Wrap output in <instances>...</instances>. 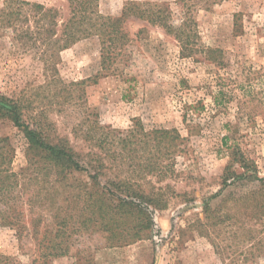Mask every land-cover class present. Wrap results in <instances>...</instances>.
<instances>
[{"label":"rangeland","instance_id":"obj_1","mask_svg":"<svg viewBox=\"0 0 264 264\" xmlns=\"http://www.w3.org/2000/svg\"><path fill=\"white\" fill-rule=\"evenodd\" d=\"M22 1L53 8L61 19L69 13L66 0ZM131 1L162 3L174 23L180 20L177 0H98V11L116 18ZM14 2L0 0V95L30 103L32 113L42 111L78 149L84 143L71 128L79 115L74 84L80 81L85 106L101 125L126 131L139 121L144 131L175 129L182 138L174 172L156 184L169 186V201L163 210L149 209L154 225L148 239L107 248L98 237L84 238L80 250L48 264H264V188L245 180L222 185L226 167L243 171L234 156L253 163L264 178V0H227L194 11L198 45L218 49L220 64L201 51L181 56L178 42L161 27L128 17L123 30L130 41L108 71L101 70L96 37L56 51L47 66L44 37L33 44L38 28L29 14L28 20H2L6 3L9 12ZM5 137L15 150L10 166L18 171L25 166L26 142L2 118L0 138ZM219 191L213 212L205 215L203 201ZM0 255L20 264L31 259L3 227Z\"/></svg>","mask_w":264,"mask_h":264},{"label":"trees","instance_id":"obj_2","mask_svg":"<svg viewBox=\"0 0 264 264\" xmlns=\"http://www.w3.org/2000/svg\"><path fill=\"white\" fill-rule=\"evenodd\" d=\"M14 1L17 7L7 12L10 7L6 3L2 20H19V16L29 14L38 28L32 33L33 44L44 37L42 61L47 66L56 51L96 37L101 70L108 71L130 41L123 30L128 17L161 27L178 42L181 56H195L201 51L205 59L222 62L216 56L218 49L198 45L193 13L198 7L209 9L227 0H177L182 7L178 23L162 3L127 2L121 15L112 18L98 11V0H66L69 13L61 19L53 8ZM237 22L235 19V30ZM74 85L79 115L71 133L84 143L79 149L51 127L42 111L32 113L30 103L0 95V119L9 120L26 142L25 166L14 171L10 164L15 150L7 137L0 138V227L13 231L21 246L28 248V264H48L50 259L71 256L80 250L84 238L98 237L107 248L148 239L154 225L149 209L163 210L168 205L169 186L156 184L174 172L182 141L179 133L175 129L144 131L139 121L126 131L103 126L85 106L84 81ZM71 95L67 91L68 100ZM233 162L243 171L238 173L234 165L226 167L223 189L244 180L256 182L258 190L264 188V178L256 175L253 163L235 156ZM221 192L203 201L205 215L213 212V201ZM0 264L20 263L0 255Z\"/></svg>","mask_w":264,"mask_h":264}]
</instances>
